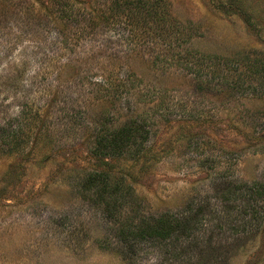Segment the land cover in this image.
Instances as JSON below:
<instances>
[{
  "label": "rangeland",
  "instance_id": "rangeland-1",
  "mask_svg": "<svg viewBox=\"0 0 264 264\" xmlns=\"http://www.w3.org/2000/svg\"><path fill=\"white\" fill-rule=\"evenodd\" d=\"M162 1L183 40L160 60L123 0H0V264H264V0ZM203 205L195 246L119 237Z\"/></svg>",
  "mask_w": 264,
  "mask_h": 264
},
{
  "label": "trees",
  "instance_id": "trees-1",
  "mask_svg": "<svg viewBox=\"0 0 264 264\" xmlns=\"http://www.w3.org/2000/svg\"><path fill=\"white\" fill-rule=\"evenodd\" d=\"M163 5L162 0H123L121 4H116L114 7L115 10H110L109 12L110 15L112 13L115 15L116 8L124 6L129 7L127 10V23L129 24L127 25H132L138 31V37L148 38L153 45H156V47L159 48L160 55L157 57H160V60L163 55L164 58L166 57L165 53L168 55L173 53L175 51V44L183 40V37L178 30L179 28L172 24V21L166 14ZM167 60L169 59L166 58V61ZM259 62L260 69L264 71V59H260ZM259 70H257V72L260 73ZM215 71L217 72V75L226 73V70L221 67H217ZM214 76L215 73L212 78ZM102 79L100 81L104 84L105 80ZM140 130L141 127L137 121H130V123L118 128L117 130L108 132V134L103 132L95 141V146L93 148L94 154L100 157L112 158L122 156L124 149L132 143L131 141L133 137L138 135ZM82 183L85 185L87 190L93 188L97 192L96 196L98 198L100 197L103 202L106 201L107 197L110 199L115 194H118V198L122 195L121 191L123 185L121 180H116L114 182V180L110 179L109 176L106 177L100 174H88L83 178ZM225 197L224 201L228 202L229 198L227 196ZM199 207L194 209L190 206L188 209L183 211L180 216L172 215L151 218L146 222L144 221V223L140 225H130L128 227V222H125L119 229V237H121L124 244L130 245L131 248H136V246L143 241H156L168 244L170 247H175L176 245L182 246L184 240L191 241L192 238L194 239H192L193 242L190 246H195L193 243L197 240L196 233L201 229L202 223L205 220V209L209 208L208 205H203L202 209ZM256 210L257 207H253L251 210L254 217L257 213ZM224 211L227 213L231 212L228 207H226ZM208 225L210 226L209 221ZM237 228L240 233H247L245 224H242L240 225V228L239 226ZM193 249L195 250V248ZM188 250L184 248L183 252L185 255L188 253ZM199 251L201 252L202 249H199ZM174 254H176V252H174ZM181 255L182 253H178L176 254V257L179 258Z\"/></svg>",
  "mask_w": 264,
  "mask_h": 264
}]
</instances>
